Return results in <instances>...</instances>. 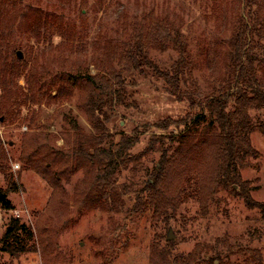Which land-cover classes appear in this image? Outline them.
Listing matches in <instances>:
<instances>
[{
    "label": "trees",
    "instance_id": "1",
    "mask_svg": "<svg viewBox=\"0 0 264 264\" xmlns=\"http://www.w3.org/2000/svg\"><path fill=\"white\" fill-rule=\"evenodd\" d=\"M57 1L71 4L75 0ZM241 1L242 12L231 23L227 49L216 46L211 59L205 56L209 74L216 75L211 86H200L202 75L193 68L194 57L185 34L154 19L147 31L134 25L131 33L124 30L115 44L111 41L103 47L91 61L94 74L89 67L80 73L78 67L77 74H63L58 79L60 85L47 88L36 69L37 59L34 66L30 57L18 58L15 52L12 30L20 14L19 0H0V127L25 120L28 129H32L33 109L41 106L56 109L61 119L57 137L61 146L48 135H23L17 158L21 165L19 175L25 171L39 176L53 190L51 199L55 200L65 195L62 182L68 183L71 176L80 172L82 179L75 186V190H81L79 198L75 197L77 205L119 213L125 209L122 194L128 189L117 186L118 172L130 163L139 165L141 157L157 155L152 168L142 170L138 191L130 204L131 213L151 211L156 222L167 223L175 219L186 202L194 201L204 217L219 195L229 191L249 209L264 214V203L252 200V188L241 175L258 157L250 136L255 131L264 136V1ZM81 2L86 10L89 0ZM24 18V28L48 47L57 38L61 45L79 40L73 29L57 24L54 15L48 17L35 11ZM165 49L177 53V57L162 68L151 53ZM139 78L154 79L175 102L185 103L186 111L175 119L153 123L149 128L154 134L147 148L132 156L131 151L139 142L137 136H123L116 144L106 145L107 125L117 111L137 107L129 89L136 87ZM21 79L24 87L18 85ZM65 104L79 110L90 128H83L71 109L65 111ZM24 112L30 114L29 119L22 120ZM0 176L7 184L6 189H0V210L11 211L8 194L18 192L19 185L10 172L1 137ZM32 239L31 231L12 219L0 240V252L11 257L35 252V246L29 245ZM173 245L167 239L160 247L154 239L151 264H231L217 247L196 245L189 254L173 255ZM247 251L246 257L251 255V262L259 263L260 253Z\"/></svg>",
    "mask_w": 264,
    "mask_h": 264
},
{
    "label": "rangeland",
    "instance_id": "2",
    "mask_svg": "<svg viewBox=\"0 0 264 264\" xmlns=\"http://www.w3.org/2000/svg\"><path fill=\"white\" fill-rule=\"evenodd\" d=\"M19 2L20 14L12 30L17 46L15 52H20L28 60L30 57L34 66L37 59L36 69L47 88L60 85L58 79L63 74H77L78 67L80 73L89 67L90 73L94 74L91 61L103 47L111 41L115 44L124 30L131 33L134 25L143 26L147 31L153 26L154 19L185 34L188 50L196 64L193 68L196 74L202 75L200 86H211L216 75L209 74L205 56L211 59L216 46L227 49L231 23L242 12L241 0H99L97 4L89 0L86 10L81 7V0L71 4L57 0ZM35 11L48 17L54 15V21L73 29L79 40L61 45V39L57 38L49 47L37 41L24 28L27 22L24 17ZM151 55L162 68L168 67L177 57V53L167 49L161 52L153 50ZM136 83V87L129 91L133 92L137 107L117 111L107 125L109 137L106 138L108 145L116 144L123 136H137L139 142L131 151L132 156L147 148L154 134L149 128L153 123L166 118L175 119L186 111V104L177 103L166 95L154 79L139 78ZM18 85L24 87V80H19ZM63 107L65 111H73L83 128H90L84 115L73 105L65 104ZM33 110L35 121L32 129H28V123L24 122V119H29L27 112L22 114L24 121L20 124L0 127L10 172L19 185L18 192L8 194L13 210H0V240L11 220L17 219L31 231L33 239L29 245L35 246V252L19 257L0 252V264H151L152 242L156 239L163 247L169 237L174 244L173 255H186L194 251L196 245H204L213 249L217 247L216 250L223 257H228L231 264H264V214L249 209L241 198H235L229 191L219 195L204 217L199 214L194 201L186 202L175 219L167 223L156 222L151 211L141 215L130 212L142 170L151 169L152 160H156L157 155L141 157L139 165L130 163L118 172L117 186L128 189L122 194L125 202L122 212L108 214L79 207L75 197L79 198L81 190H75V186L82 179L80 172L71 176L68 183L62 182L65 195L52 200L53 190L39 176L25 171L19 175L21 165L17 158L24 134L48 135L57 141V146L62 145V141L57 139L61 126L58 111L46 106L34 107ZM250 141L258 157L250 161L241 175L252 188V200L264 203V136L255 131ZM6 188L7 184L0 176V189ZM247 250L260 253L259 263H253L251 255L250 259L246 257Z\"/></svg>",
    "mask_w": 264,
    "mask_h": 264
},
{
    "label": "water",
    "instance_id": "3",
    "mask_svg": "<svg viewBox=\"0 0 264 264\" xmlns=\"http://www.w3.org/2000/svg\"><path fill=\"white\" fill-rule=\"evenodd\" d=\"M17 56H18V58H21L22 57V55H21V53L19 52V53H17ZM168 240H171V238L169 237L168 238Z\"/></svg>",
    "mask_w": 264,
    "mask_h": 264
},
{
    "label": "built area",
    "instance_id": "4",
    "mask_svg": "<svg viewBox=\"0 0 264 264\" xmlns=\"http://www.w3.org/2000/svg\"><path fill=\"white\" fill-rule=\"evenodd\" d=\"M18 217V216H17Z\"/></svg>",
    "mask_w": 264,
    "mask_h": 264
}]
</instances>
